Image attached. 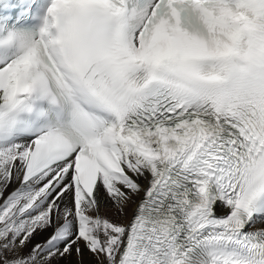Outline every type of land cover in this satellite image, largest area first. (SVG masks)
<instances>
[{
  "label": "snow or ice",
  "instance_id": "6c2138e0",
  "mask_svg": "<svg viewBox=\"0 0 264 264\" xmlns=\"http://www.w3.org/2000/svg\"><path fill=\"white\" fill-rule=\"evenodd\" d=\"M6 14L0 264H264V0Z\"/></svg>",
  "mask_w": 264,
  "mask_h": 264
},
{
  "label": "bare ground",
  "instance_id": "6f19581e",
  "mask_svg": "<svg viewBox=\"0 0 264 264\" xmlns=\"http://www.w3.org/2000/svg\"><path fill=\"white\" fill-rule=\"evenodd\" d=\"M131 211V209H129V212ZM109 214H111V213H109ZM259 226V225H258ZM44 235H47L46 233L44 234ZM44 238V236L43 235H41V236H37L36 237V240H41V239H43ZM35 242V241H34ZM70 259V261H71V264H78V261H77V257L75 256V255H73L71 258H69ZM89 259H91L90 257H89V255L86 253L85 254V257H84V261H85V264H87V261L89 260ZM61 264H68V262L67 261H62L61 262Z\"/></svg>",
  "mask_w": 264,
  "mask_h": 264
}]
</instances>
